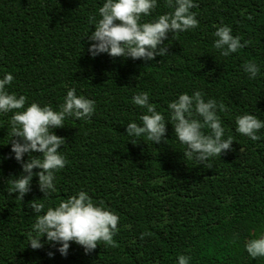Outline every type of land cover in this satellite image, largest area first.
Listing matches in <instances>:
<instances>
[{"label": "trees", "instance_id": "obj_1", "mask_svg": "<svg viewBox=\"0 0 264 264\" xmlns=\"http://www.w3.org/2000/svg\"><path fill=\"white\" fill-rule=\"evenodd\" d=\"M101 3L0 0V75L13 74L9 91L53 109L69 87L95 101L88 120L67 118L54 129L65 138L66 164L45 203L87 191L119 216L114 243L98 242L85 254L69 242L64 256L47 243L27 246L34 221L29 200L45 198L35 176L22 200L7 193L20 165L5 144L8 117L0 115V264H176L178 254L190 256V264H264V257L251 259L243 248L264 225V129L257 141L234 131L239 114L264 120V0H197V27L169 34L167 54L151 61L89 56V17ZM169 11L167 0H157L144 19ZM221 24L247 41L228 57L212 46ZM245 61L259 65L255 79L243 72ZM194 89L224 103L218 114L233 138L231 150L194 164L168 122L166 142L128 141L125 125L139 122L143 111L131 103L134 93L147 91L167 118L168 102Z\"/></svg>", "mask_w": 264, "mask_h": 264}, {"label": "clouds", "instance_id": "obj_2", "mask_svg": "<svg viewBox=\"0 0 264 264\" xmlns=\"http://www.w3.org/2000/svg\"><path fill=\"white\" fill-rule=\"evenodd\" d=\"M167 5L171 11L145 20L156 8L157 0H102L95 15L89 17L93 26L87 33L89 56L106 53L110 57L151 61L157 55H166L165 41L169 34L192 30L199 23L192 11L197 7V0H167ZM213 36L212 46L222 57L238 52L247 44L227 24L215 27ZM242 68L248 79H255L260 70L255 61H245ZM13 80L10 72L0 75V115L8 117L9 138L5 144L10 145L12 158L20 165L19 173L11 175L7 193H15L14 197L22 200L35 176L45 198L29 200L34 221L27 246L35 250L47 243L64 256L69 242L80 245L85 254L95 249L98 242L113 245L119 216L102 201L94 202L87 191L78 189L53 206L45 203L56 191L55 173L66 164L60 152L65 138L54 129L64 126L67 118L88 120L94 113L95 101L69 87L62 102L53 109L36 101L28 102L25 95L9 91ZM131 103L143 111L139 122L126 123L124 135L130 138L128 141L144 137L154 145L166 142L168 122L176 140L184 146L182 155L194 164H204L209 157H220L222 152L231 150L233 138L225 134L218 114L225 110L224 103L211 97L205 99L199 89L192 90L191 94L181 92L168 102L167 118L150 102L147 91L134 93ZM234 124L236 133L252 141L259 140L260 130L264 129V120L248 112L237 115ZM243 248L251 259L264 257V225L244 242ZM53 254L48 252L49 256ZM190 259L188 255L178 254L176 264H190Z\"/></svg>", "mask_w": 264, "mask_h": 264}]
</instances>
